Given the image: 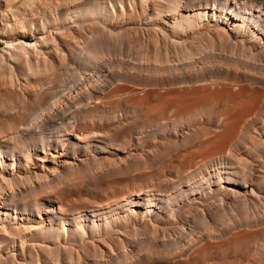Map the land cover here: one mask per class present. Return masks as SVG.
<instances>
[{
  "label": "bare ground",
  "instance_id": "obj_1",
  "mask_svg": "<svg viewBox=\"0 0 264 264\" xmlns=\"http://www.w3.org/2000/svg\"><path fill=\"white\" fill-rule=\"evenodd\" d=\"M0 39V264H264V0H0Z\"/></svg>",
  "mask_w": 264,
  "mask_h": 264
},
{
  "label": "rangeland",
  "instance_id": "obj_2",
  "mask_svg": "<svg viewBox=\"0 0 264 264\" xmlns=\"http://www.w3.org/2000/svg\"><path fill=\"white\" fill-rule=\"evenodd\" d=\"M24 39L25 40H27V41H30V42H32L31 41V39L29 38V37H24ZM6 45V43L4 42V40L3 39H0V50L2 49V47H4Z\"/></svg>",
  "mask_w": 264,
  "mask_h": 264
}]
</instances>
